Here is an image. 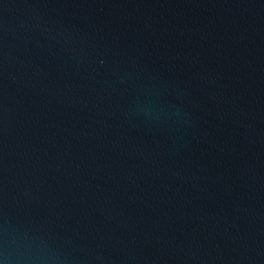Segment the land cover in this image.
<instances>
[{
    "label": "water",
    "instance_id": "1",
    "mask_svg": "<svg viewBox=\"0 0 264 264\" xmlns=\"http://www.w3.org/2000/svg\"><path fill=\"white\" fill-rule=\"evenodd\" d=\"M0 264H264V0H0Z\"/></svg>",
    "mask_w": 264,
    "mask_h": 264
}]
</instances>
